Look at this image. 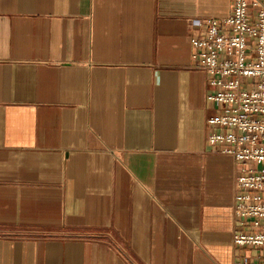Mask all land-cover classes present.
I'll return each instance as SVG.
<instances>
[{
  "label": "crops",
  "instance_id": "1",
  "mask_svg": "<svg viewBox=\"0 0 264 264\" xmlns=\"http://www.w3.org/2000/svg\"><path fill=\"white\" fill-rule=\"evenodd\" d=\"M232 6L0 0V264L264 259L233 243L236 162L193 59Z\"/></svg>",
  "mask_w": 264,
  "mask_h": 264
},
{
  "label": "built area",
  "instance_id": "2",
  "mask_svg": "<svg viewBox=\"0 0 264 264\" xmlns=\"http://www.w3.org/2000/svg\"><path fill=\"white\" fill-rule=\"evenodd\" d=\"M192 45L195 67L210 76L208 100L219 108L207 121V142L236 162L234 213L241 230L233 243L264 249V0H233L231 13L208 20Z\"/></svg>",
  "mask_w": 264,
  "mask_h": 264
}]
</instances>
